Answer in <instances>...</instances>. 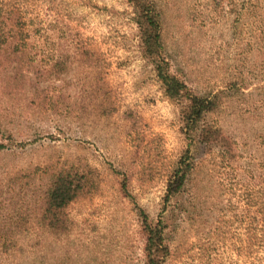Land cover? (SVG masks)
Wrapping results in <instances>:
<instances>
[{"label": "rangeland", "instance_id": "374dc122", "mask_svg": "<svg viewBox=\"0 0 264 264\" xmlns=\"http://www.w3.org/2000/svg\"><path fill=\"white\" fill-rule=\"evenodd\" d=\"M20 1L53 43L38 58L81 55L75 42L87 52L60 77L0 93V221L34 212L44 171L72 165L94 186L66 206V233L31 219L8 234L14 247L0 264H146L143 216L164 226L165 264L260 263L258 234L251 253L246 245L264 195V0H151L170 72L216 103L199 125L227 138L223 158L188 133V101L164 96L130 0ZM63 35L71 45L61 51ZM187 148L194 167L165 200Z\"/></svg>", "mask_w": 264, "mask_h": 264}, {"label": "trees", "instance_id": "16d2710c", "mask_svg": "<svg viewBox=\"0 0 264 264\" xmlns=\"http://www.w3.org/2000/svg\"><path fill=\"white\" fill-rule=\"evenodd\" d=\"M130 1L133 4L134 19L140 32L142 54L153 65L164 96L173 102L180 103L184 99L188 101V104L183 106L187 110L185 120L188 122V133L196 131L197 142L209 151L218 147V153L223 158L229 153L227 138L216 126L199 125L202 118L215 108V101L210 97L192 94L184 81L170 72L169 61L162 53L161 12L156 3L151 0ZM46 3L49 4L50 0H46ZM34 27V20L26 14L24 4L20 0H0V93L8 90V94H17L28 82L39 78L60 77L68 71L70 63L80 60L81 55L87 52L85 48H81L82 43L75 42L77 47L82 49L81 55L75 52L71 56L62 52L59 55L47 54L43 58H38L36 48L49 47L53 43L46 33L43 34L41 31L35 33ZM57 44L61 51H64L66 46L68 49L70 47L68 45H71L64 35L62 41L60 43L57 41ZM4 148V145L0 143V154L8 151ZM193 167V156L187 148L167 180L165 200L184 187ZM44 173L46 181L40 186V195L34 212L30 213L26 206L15 208L14 212L6 217L7 221H0L1 252L8 253L14 247L8 234L28 231L31 219L36 220L40 228L50 235L59 236L66 233L69 229V220L65 213L66 206L85 193V190L88 192L94 186L92 178L72 165L44 171ZM121 185L124 190V182ZM248 201L251 202V199L249 198ZM257 212L258 227L248 225L247 228L248 253L252 252L255 233L258 234V246L264 250V195ZM143 217V228L146 234V264H165L167 246L164 226L160 220L155 225H151L147 222L146 216ZM258 262H260L258 264H264V254L259 257Z\"/></svg>", "mask_w": 264, "mask_h": 264}]
</instances>
